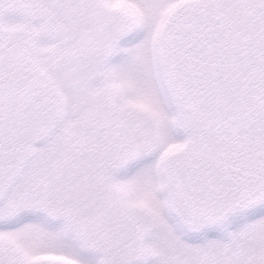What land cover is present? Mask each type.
Returning a JSON list of instances; mask_svg holds the SVG:
<instances>
[{"label": "snow or ice", "instance_id": "obj_1", "mask_svg": "<svg viewBox=\"0 0 264 264\" xmlns=\"http://www.w3.org/2000/svg\"><path fill=\"white\" fill-rule=\"evenodd\" d=\"M0 264H264V0H0Z\"/></svg>", "mask_w": 264, "mask_h": 264}]
</instances>
